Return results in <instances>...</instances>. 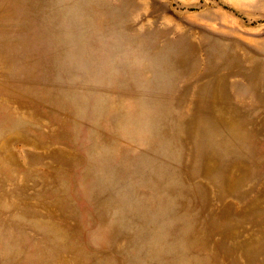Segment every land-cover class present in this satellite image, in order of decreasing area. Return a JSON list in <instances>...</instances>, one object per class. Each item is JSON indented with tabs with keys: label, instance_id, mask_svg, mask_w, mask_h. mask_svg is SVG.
Returning <instances> with one entry per match:
<instances>
[{
	"label": "rangeland",
	"instance_id": "rangeland-1",
	"mask_svg": "<svg viewBox=\"0 0 264 264\" xmlns=\"http://www.w3.org/2000/svg\"><path fill=\"white\" fill-rule=\"evenodd\" d=\"M0 264H264V0H0Z\"/></svg>",
	"mask_w": 264,
	"mask_h": 264
},
{
	"label": "bare ground",
	"instance_id": "bare-ground-1",
	"mask_svg": "<svg viewBox=\"0 0 264 264\" xmlns=\"http://www.w3.org/2000/svg\"><path fill=\"white\" fill-rule=\"evenodd\" d=\"M227 60V59H226Z\"/></svg>",
	"mask_w": 264,
	"mask_h": 264
}]
</instances>
